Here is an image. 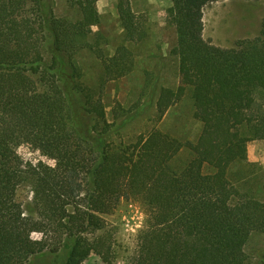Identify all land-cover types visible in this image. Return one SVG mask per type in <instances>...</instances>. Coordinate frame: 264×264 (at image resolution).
Wrapping results in <instances>:
<instances>
[{"label":"trees","instance_id":"16d2710c","mask_svg":"<svg viewBox=\"0 0 264 264\" xmlns=\"http://www.w3.org/2000/svg\"><path fill=\"white\" fill-rule=\"evenodd\" d=\"M96 1L70 0L76 17L67 19L54 16L52 0H0V264H31L46 252L63 254L62 264H83L92 253L113 264L102 238L89 236L121 200L138 202L145 215L131 264H245L248 238L264 234V195L240 197L203 169L243 142L264 140V40L216 47L203 39L202 10L225 0H171L170 54L183 85L161 90L157 113L189 88L200 135L184 146L153 130L114 144L100 93L133 64L124 47L109 58L99 53L98 95L81 83L75 57L97 48L89 43L100 22ZM117 11L126 41L141 42L129 1L118 0ZM21 145L54 166L25 163ZM185 148L190 159L176 165ZM23 186L32 195L26 204L16 199Z\"/></svg>","mask_w":264,"mask_h":264},{"label":"rangeland","instance_id":"374dc122","mask_svg":"<svg viewBox=\"0 0 264 264\" xmlns=\"http://www.w3.org/2000/svg\"><path fill=\"white\" fill-rule=\"evenodd\" d=\"M137 24L144 33L141 42L126 41L120 26L118 0L95 2L100 17L98 26L92 27L95 35L89 43L95 51L80 50L75 63L80 68L81 83L98 95L102 78V63L98 58L112 57L118 48L124 47L132 60L131 72L115 81L107 82L100 98L104 105L106 121L112 125L109 142L128 145L139 136L153 130L168 135L184 146L194 144L201 132V124L194 118L190 89H185L181 99L159 118L156 102L161 90L177 91L183 85L178 74V62L170 52L176 45L175 28L167 23L171 0H128ZM53 13L57 18L74 19L75 10L70 0H52ZM203 39L222 49L235 48L245 40H264V0H225L206 5L202 10ZM98 34L99 37L96 35ZM17 154L25 163L39 162L54 166V161L28 145L17 148ZM190 159L184 149L176 159V165ZM204 174H212L226 180L239 192L256 199L264 195V140L243 142L227 152L215 165L204 167ZM32 198L29 186L17 191L18 202L26 204ZM103 229L89 238H102L110 248L113 264H131L143 230L145 215L134 200H121L116 209L103 216ZM34 240L40 234H32ZM244 252L245 264H264V234L253 233L248 238ZM44 258H36L31 264H62L63 254L46 252ZM83 264H104L91 254Z\"/></svg>","mask_w":264,"mask_h":264}]
</instances>
